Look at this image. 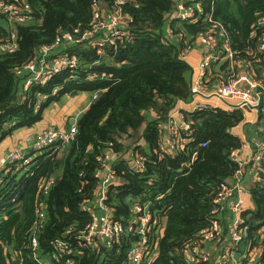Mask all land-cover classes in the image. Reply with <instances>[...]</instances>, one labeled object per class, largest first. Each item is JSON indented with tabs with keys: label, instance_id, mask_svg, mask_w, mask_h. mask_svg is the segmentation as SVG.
I'll return each instance as SVG.
<instances>
[{
	"label": "trees",
	"instance_id": "16d2710c",
	"mask_svg": "<svg viewBox=\"0 0 264 264\" xmlns=\"http://www.w3.org/2000/svg\"><path fill=\"white\" fill-rule=\"evenodd\" d=\"M22 1L31 5L35 19L14 27L17 51L0 54V144L15 130L39 124L45 109L64 96L102 91L79 118L77 135L69 145L35 153L33 175L17 173L13 166L5 169L0 187V264H43L44 260L55 264L57 257L61 264H126L130 240L112 251L82 249L79 234L92 222V213L127 225L137 217L135 205L147 203L151 204L148 212L159 220L152 235L157 244L153 264H189L183 251L209 227L217 208L223 214L216 218L227 239L224 249L230 243L231 229L225 220L227 206H219L216 200L224 186H233L230 181L240 169L231 154L243 143L231 130L244 122L245 112L209 108L185 114L191 126L183 134L190 140L186 151L168 154L160 147L170 115L192 95V67L182 52L188 40L194 42L201 32L212 31L213 23L174 21L171 35L170 27L165 32V23L174 12V0H129L122 6L131 18L128 38L98 48L88 45L89 41L71 48L61 42L47 62L68 54L78 58L79 68L57 74L46 86H33L26 93L23 85L29 73L25 67L39 62L40 50L59 45L63 35L80 30V40L90 31L94 0ZM99 1L103 7L111 4V0ZM205 7L214 22L227 30L238 58L264 62L259 50L264 41V28L259 25L264 0H217ZM9 29L0 18V39L5 42L11 41ZM55 88H60L57 95H53ZM39 94L49 99L37 111ZM152 112L155 117L149 121L146 114ZM110 152L115 180L109 183L103 204L110 210L106 214L102 208H93L103 185L98 176L105 172L103 161ZM140 156L145 159L142 172L135 165ZM259 175L264 179V164ZM47 182L53 184L43 194L41 188ZM250 193L253 207L241 214L249 237L234 252L242 257L259 248L263 251L259 262L247 258L244 264H264V184L255 182ZM38 204L44 207L46 222L36 233L42 219L36 214ZM57 242L70 244L67 254L57 253ZM214 259L209 264H217Z\"/></svg>",
	"mask_w": 264,
	"mask_h": 264
},
{
	"label": "built area",
	"instance_id": "2783aa9c",
	"mask_svg": "<svg viewBox=\"0 0 264 264\" xmlns=\"http://www.w3.org/2000/svg\"><path fill=\"white\" fill-rule=\"evenodd\" d=\"M129 0H111L109 6H104L99 0H94V21L92 29L85 31L80 40L78 35L80 30H75L73 34L63 35L61 41L56 45L44 46L39 53L41 60L36 63L28 64L25 67V71L29 73L23 85V91L28 93L33 86H46V84L52 80L57 74L64 72H72L80 66V62L76 56L68 54L57 55L47 62V57L51 51L58 48L60 43L63 42L66 47H72L76 44H85L89 41L88 45L94 48L103 47L106 45L115 46L118 40L123 41L128 38L126 34L127 26L129 25L131 18L125 14L122 6ZM217 0H174L175 9L174 12L166 17V22L169 24V33L173 35L174 29L171 27L174 21L181 23L197 24L213 23V30L210 32H201L194 42L188 40L185 50L182 52V57L185 61L189 58L191 53L195 50L199 44L204 48V54L199 66L195 69L192 68V84L191 92L193 98L199 96L205 99L207 102H216L217 104H224L225 108L215 106L213 104L198 103L195 106L193 112L204 111L209 108H219L224 111L243 110L257 112L254 108L258 106L260 95H264V76L260 77L253 70L254 65L260 61L245 60L237 57V54L233 52L230 42L227 37V30L219 23L214 22L211 13L206 12L205 3H215ZM0 18L6 20L10 26L11 41L5 42L0 39V54H14L18 49V44L14 35L16 36L14 27L17 24H27L34 21V11L31 5L22 0H0ZM259 25L264 28V16L261 17ZM172 28V30H171ZM254 35V33H253ZM184 36L180 35L179 40H183ZM264 40V38H263ZM260 53L264 56V41L260 46ZM102 51H98L101 54ZM224 63V70L222 76L219 78L215 85H211L206 79L211 68L220 63ZM246 71V72H245ZM60 88L53 90V95H57ZM102 91V90H101ZM94 95V100L97 99L100 92ZM49 95L39 94L36 103L37 108L47 102ZM264 107V105H263ZM192 112V113H193ZM177 110L175 111V114ZM264 108H262V116ZM258 116V115H257ZM261 120V119H260ZM169 123L167 143L161 147L162 153L178 154L186 151V147L189 143L188 137L183 134L190 132V123L185 122L182 126L176 123ZM168 125V126H169ZM77 135V124L72 125L68 130L61 131L54 128H48L41 135L34 136L29 140V148H15L7 155L6 163L15 168L17 173L28 174L31 172L35 153L43 152L46 148H51L57 145L66 146L69 145ZM252 145L256 150L253 158L254 164H264V140L254 141ZM163 140L161 139V145ZM206 147V144L203 145ZM34 153V155H33ZM32 154V155H31ZM162 158V157H161ZM112 153L107 154L103 161V169L107 171V177L104 178L102 174L98 177L102 179L103 185L100 186V193L97 200V207L105 209L103 206L106 200V194H108L109 183L115 179L112 176L111 164ZM231 160L239 165V170L235 173L237 179L239 174L243 170L244 164L238 160V152L234 151L231 154ZM145 159L139 157L135 165L137 171L142 172L145 167ZM4 170H1L0 174V187L4 182L3 174ZM33 175V172H31ZM259 183L264 184V179L260 178ZM53 183H44L41 191L46 194L51 188ZM241 192V186L239 184L235 186H224L220 195L217 197L219 206L225 208L236 219H232L230 224V243L222 250L221 253L213 255V251H206L207 245L214 241H222L225 238L221 221L216 218L220 213V208L214 211V218L210 220L209 227L200 231L198 238L190 241L185 250L183 251L184 259L189 264H209L212 258H215L218 263L227 262L229 264H244V260L247 258H253L254 261H258L263 253L262 250L257 248L253 252H249L247 256H242L236 259L234 250L249 237V228L243 226L241 214L246 210L242 200L229 201V199L237 193ZM151 204L144 205L137 204L134 207V212L137 217L134 218L129 224L114 223L107 218H98L95 213H92V222H90L85 229L80 232L78 239L82 242L80 247L82 249H108L112 246H118L125 241L132 242V248L128 254L126 264H153L157 257V244L153 241L152 235L157 229L159 220L154 218L152 213L148 210ZM86 210V208H83ZM44 207L38 204L36 214L41 216L40 225L36 228V233H39L46 219L43 216ZM107 212V211H106ZM33 245H36V240L33 241ZM57 253L65 255L70 249V244L63 242H57L55 245ZM214 259V260H215ZM60 257L56 258L59 262ZM70 264H72L70 262Z\"/></svg>",
	"mask_w": 264,
	"mask_h": 264
},
{
	"label": "crops",
	"instance_id": "0c3cea01",
	"mask_svg": "<svg viewBox=\"0 0 264 264\" xmlns=\"http://www.w3.org/2000/svg\"><path fill=\"white\" fill-rule=\"evenodd\" d=\"M165 24H166V26H165V32H166L168 27H169V24L167 22ZM203 54H204V48L198 44L197 47L195 48V50L191 53V55L187 59V63L193 69L197 68L199 66L201 60H202ZM260 67L264 70V62L260 61L259 63L254 65L253 70L257 73V75L262 77L264 75H262L259 72V68ZM224 68L225 67H224V63L223 62L220 63V64L214 65L211 68V70L209 71V73H208V75L206 77L207 81L209 83L211 82V85H215L218 82L219 78L222 76V71L224 70ZM189 80H190V83L192 84V80H193L192 74H191ZM96 93L97 92H95L94 95ZM78 95H79V93H78ZM94 95L92 97L93 101H94ZM67 96H69L70 98H74L77 95H75L74 97H72L71 95H67ZM67 96H64L62 98V100L69 99V98H67ZM202 101H206V100L201 98V97H199V96H196L195 98H193V96L191 95V98H190V100L188 102L180 101L178 103L177 109H176L177 113L175 114V112H173L170 115V119H168V121H167L166 127H163L164 131H163L162 136H161V138L163 140V143H162V145L160 147L165 148L164 146L167 143L168 130H169V127H170L169 123L173 122V123H176V124L182 126L188 120V116H185V114L186 115L187 114H191L194 111L195 106L198 103H202ZM206 103L213 104V105L221 107V108H225L224 104H217L216 102H207V101H206ZM87 109H85V111ZM85 111H83L80 114H77L76 116H70L69 122H67V124H66V126L64 128H58L55 125L49 124L46 127H44L43 129H40L36 133H28L26 130L25 131L22 130L21 131V133H22L21 139L15 145L10 146L9 148H7L4 151V148H5V145L7 144V142L9 140L13 139V137L12 138H8L4 142V140L8 137L7 136L0 144V174H2L1 170L6 167V164H7L6 163V154L9 151H11V150H13L15 148H19V147L29 148V146H30V144H29L30 138H32L33 136H35L37 134H40V133L44 132L46 130V128H48V127L54 126L55 128H57L59 130L60 129H64V130H61V131L68 130L70 128V126L74 125V123H72V121L76 120L77 123H78L79 118L82 116V114ZM47 113L48 112L45 113L46 116H47ZM146 116H147V119L149 121H152L153 117H155V114L152 112V113L146 114ZM44 119H45V115H43V120ZM37 125H35V126H37ZM35 126H33V127H35ZM9 128H11V126H9ZM30 128H32V127H30ZM231 132H232V134L234 136L240 138L241 142L243 143V145L237 150V152H238V160L244 164V167H243V170L241 171V173L239 174V179H237L236 176H234L233 179L230 181V184H232L233 186L239 184L241 186V192H237L234 195V197L232 196L229 199V201L231 202V201L242 200L243 203H244L245 209L246 208H252L253 204L251 202L250 190H251L253 184L255 182L259 181V179H260L259 172H260V169H261V167L263 165V164H254L253 163V158H254V154H255L256 150L254 148V145H252V144L255 143L254 141L263 140V138H264L263 137V135H264V121L261 122V120L258 119L257 112L245 111V120H244V122L241 125H239L238 127L232 129ZM11 135H9V136H11ZM107 171L108 170H106L104 173H102V176L104 178L107 177ZM94 206L95 207L93 209H98V211H99V208L97 207V204H95ZM104 213L107 214V212H104ZM226 214L228 215V218H225L226 224L230 227L232 219L235 220L236 217L232 216L229 211H227ZM226 242H227V239L224 238V239H222V241H220L217 244H209V245H207L206 248L209 251H213V255H217V254L222 252L223 247H224ZM114 247L115 246H112V247H109L108 249L110 251H112L114 249ZM240 258H241V256H237L236 259L240 260ZM49 262L50 261L44 260L43 264H50ZM55 264H61V262L60 261L57 262L56 259H55Z\"/></svg>",
	"mask_w": 264,
	"mask_h": 264
},
{
	"label": "rangeland",
	"instance_id": "374dc122",
	"mask_svg": "<svg viewBox=\"0 0 264 264\" xmlns=\"http://www.w3.org/2000/svg\"><path fill=\"white\" fill-rule=\"evenodd\" d=\"M259 72L262 75H264V70L261 67L259 68ZM93 95H94L93 93L81 92V93H79V95H77L74 98H70L69 96H67V98H69V99L53 103L52 105H50L49 107H47L45 109V111H44L45 119L41 123H39L37 126L32 127V128H22V129L15 130L11 136H8L4 140V142L8 138L13 137V139H11L7 142V144L5 145L4 151L7 148H9L10 146L15 145L21 139V136H22L21 131L22 130L23 131L26 130L28 133H36L40 129H43L44 127H46L49 124L55 125L58 128H64L66 126L67 122H69L70 116H76L77 114L82 113L83 111H85V109L88 108V106L91 105V103L93 101L92 100ZM40 109H41L40 107L37 108V111H39ZM46 112H48L47 116L45 114ZM48 128L57 129L54 126H51ZM48 128H46V130ZM60 130H64V129H60ZM44 132L37 134V135H41ZM37 135H35V136H37ZM10 152H12V150L6 154V158ZM10 167H11L10 165L6 164V167L4 169L10 168ZM4 169H2V170H4ZM106 211H107V214H110L109 209H107Z\"/></svg>",
	"mask_w": 264,
	"mask_h": 264
},
{
	"label": "water",
	"instance_id": "95a60500",
	"mask_svg": "<svg viewBox=\"0 0 264 264\" xmlns=\"http://www.w3.org/2000/svg\"><path fill=\"white\" fill-rule=\"evenodd\" d=\"M75 95H78V93L74 92L73 94H71L72 97H74ZM263 105H264V95H260L258 106L254 108L257 111L258 119H261L262 117ZM72 123L77 124V121L73 120Z\"/></svg>",
	"mask_w": 264,
	"mask_h": 264
}]
</instances>
